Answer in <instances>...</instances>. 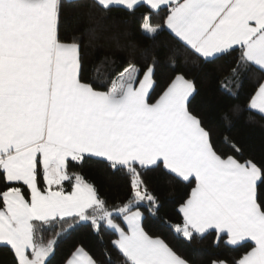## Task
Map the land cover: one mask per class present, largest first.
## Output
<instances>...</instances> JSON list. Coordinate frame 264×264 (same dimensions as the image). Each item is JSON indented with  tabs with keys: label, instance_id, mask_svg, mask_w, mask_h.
I'll return each instance as SVG.
<instances>
[{
	"label": "snow or ice",
	"instance_id": "obj_1",
	"mask_svg": "<svg viewBox=\"0 0 264 264\" xmlns=\"http://www.w3.org/2000/svg\"><path fill=\"white\" fill-rule=\"evenodd\" d=\"M64 4L0 0V246L10 248L15 264H52L59 237L87 225L97 236L117 235L111 246L120 264H189L144 228L141 208L158 216L163 206L144 176L163 168L194 184L178 221L161 218L178 239L191 244L214 233L217 247L243 251L211 264H264V164L238 159L242 146L228 136L237 155L218 151L192 107L196 82L180 67L189 62L185 50L205 64L238 51L221 81L230 94L252 67L264 72V0H92L90 8L103 15L90 11L89 26L70 37L61 34ZM139 6L149 9L139 31L153 46L128 41L122 70L105 57L90 75L85 48L101 38L103 18L113 8L134 13ZM164 9L162 22L153 23ZM165 31L180 47L161 53L154 45ZM162 55L175 71L157 95ZM247 108L264 116V81ZM221 120L230 127L232 116L225 111ZM93 160L129 178L126 201L110 202L86 179ZM46 230L53 233L47 239ZM103 254L115 264L107 247ZM65 264L104 261L81 246Z\"/></svg>",
	"mask_w": 264,
	"mask_h": 264
},
{
	"label": "trees",
	"instance_id": "obj_2",
	"mask_svg": "<svg viewBox=\"0 0 264 264\" xmlns=\"http://www.w3.org/2000/svg\"><path fill=\"white\" fill-rule=\"evenodd\" d=\"M91 3L92 0H71V2L65 0L61 21L62 36L70 37L76 30L89 26L90 11H94L96 17L103 15L99 9H91ZM148 11L146 6H139L134 13L122 7H116L103 18L101 23L104 31L101 38L85 48V66L90 70V75L91 69L100 64L105 57L115 61L112 68L116 71L122 70V64L127 56L126 50H122L121 46L128 41H135L141 48L153 46V42L146 39L139 31L141 19ZM166 12L167 10L164 9L159 15L153 14V23H161ZM117 38L120 45L117 43ZM154 47L164 53L180 45L170 33L165 31L159 36ZM184 55L188 57L189 62L184 64L181 60L180 67L189 74V78L195 80L197 85V94L192 101V107L204 119L206 126L212 130L218 151L223 154L237 155L224 141V137L228 136L242 146L243 155H237L238 159L241 161L251 159L258 165L264 164V116L247 108L257 84L264 81V72L255 66L252 67L240 77L239 86H233V94H230L221 87V81L229 75L230 68L239 55L238 51L230 56H221L207 64L198 61L197 57L187 50L184 51ZM194 60H197L196 64L192 63ZM107 71V67H102L100 77L103 78ZM174 71L167 58L162 55L156 72V81L159 85L156 89L157 95L170 83ZM234 106H238V110L233 111ZM225 111L232 116L230 127H226L221 120V114ZM83 173L87 180L94 183L99 193L110 202L120 203L129 198L130 183L124 173L115 172L105 163L96 160L90 161L83 169ZM144 178L163 205L158 216H153L145 208H141V211L145 212L144 228L150 235L163 239L178 255L187 259L189 264H211V261L219 256L229 259L238 258L243 249L228 248L223 244L217 247L214 244V233L188 244L178 239L163 222V220H170L173 223L178 221L179 205L190 196L194 184L177 179L163 168L147 172ZM42 234L47 239L53 233L46 230ZM115 239L117 235L111 230H104L101 236H97L89 226L78 225L59 237L55 252L49 259L52 264H65L72 253L82 246L94 258L107 264L103 254V249L107 247L115 264H120L123 257L111 246V241ZM0 264H15L14 256L10 248L6 246H0Z\"/></svg>",
	"mask_w": 264,
	"mask_h": 264
}]
</instances>
